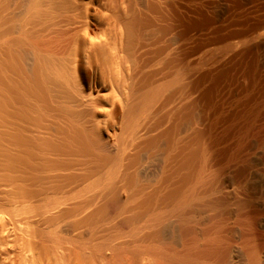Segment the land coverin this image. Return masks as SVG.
Listing matches in <instances>:
<instances>
[{
  "label": "bare ground",
  "instance_id": "6f19581e",
  "mask_svg": "<svg viewBox=\"0 0 264 264\" xmlns=\"http://www.w3.org/2000/svg\"><path fill=\"white\" fill-rule=\"evenodd\" d=\"M161 1L0 0V264H242Z\"/></svg>",
  "mask_w": 264,
  "mask_h": 264
},
{
  "label": "rangeland",
  "instance_id": "374dc122",
  "mask_svg": "<svg viewBox=\"0 0 264 264\" xmlns=\"http://www.w3.org/2000/svg\"><path fill=\"white\" fill-rule=\"evenodd\" d=\"M161 2L154 18L174 34L172 56L191 62V134L205 151L208 199L242 264L250 251L264 264V0Z\"/></svg>",
  "mask_w": 264,
  "mask_h": 264
}]
</instances>
